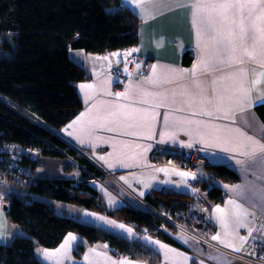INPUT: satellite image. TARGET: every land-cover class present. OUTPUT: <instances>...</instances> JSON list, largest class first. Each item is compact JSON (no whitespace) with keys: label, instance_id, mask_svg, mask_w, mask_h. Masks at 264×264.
I'll use <instances>...</instances> for the list:
<instances>
[{"label":"crops","instance_id":"0c3cea01","mask_svg":"<svg viewBox=\"0 0 264 264\" xmlns=\"http://www.w3.org/2000/svg\"><path fill=\"white\" fill-rule=\"evenodd\" d=\"M121 3L140 18L138 41L131 48L139 55L134 75L122 91H116L110 69L128 55L125 48L102 53L69 49L70 58L86 75L76 85L80 107L57 129L60 144L53 147L63 154L44 155L37 167L48 179L78 181L89 174L87 181L105 211L98 205L35 197L52 203L59 213L140 241L156 251L159 260L149 263L119 254L107 241L89 242L75 232H68L54 247L36 244V257L43 264H253L244 257L264 249V118L257 110L264 104V0ZM141 71L146 76L139 77ZM189 148H197L208 163L224 164L236 172V181L215 182L223 193L221 201L208 197L212 183L190 184L192 175H180L190 173L178 165L187 164L184 158L169 159ZM87 163L101 174L100 168H106L115 176L93 178L85 169ZM1 195L0 244L8 245L25 233L8 218L4 208L8 203ZM148 196L165 205L170 199L187 204L185 218L195 217L190 220L198 230L191 229L193 223L181 226L244 257L202 244L186 229L166 222L161 232L167 239L141 235L115 214L125 205L138 208L133 201L148 203ZM166 214L174 220L169 210ZM70 233L75 240L68 239Z\"/></svg>","mask_w":264,"mask_h":264},{"label":"trees","instance_id":"16d2710c","mask_svg":"<svg viewBox=\"0 0 264 264\" xmlns=\"http://www.w3.org/2000/svg\"><path fill=\"white\" fill-rule=\"evenodd\" d=\"M139 21L121 0H0V192L8 203V218L25 233L16 235L8 245L0 244V264H43L35 255V245L54 247L68 232L89 242L105 240L119 254L149 263L159 260L158 253L140 241H129L59 213L52 203L35 197L85 207L98 205L105 211L98 204L96 189L87 181L89 174L78 181L39 175L37 167L44 155L63 152L53 147L60 144L59 139L27 116L30 112L55 129L63 126L80 107L76 85L86 77L83 67L70 58L69 49L102 53L134 46ZM257 110L264 118V104ZM12 157L14 163L9 167ZM77 158L84 162L81 156ZM86 165L89 173L101 177L99 170ZM205 169L212 182L207 195L219 202L223 193L215 182L236 181L238 176L224 164L207 162ZM145 200L157 209L169 210L178 223H193L185 218L187 204L181 201L170 199L165 205L153 196ZM118 213L141 235L168 238L156 230L160 220L149 210L125 205ZM196 226L195 222L191 229L198 230ZM82 249L78 246L77 252Z\"/></svg>","mask_w":264,"mask_h":264},{"label":"built area","instance_id":"2783aa9c","mask_svg":"<svg viewBox=\"0 0 264 264\" xmlns=\"http://www.w3.org/2000/svg\"><path fill=\"white\" fill-rule=\"evenodd\" d=\"M125 49L129 50L128 55H126V57L124 59H122V61L114 66L111 67L110 71L115 79V89L116 91H122L126 84H127V80L132 77L134 75V67L136 62L139 60V55L137 54V52L132 49L131 47H124ZM125 68H127L129 70V73L127 74L125 71ZM139 77H144L146 76V72L145 71H141L140 74H138ZM30 115H27L33 122H35L36 124H38L39 126L49 130L50 132L55 133V135L57 137H59L58 135H60L57 129L53 128L52 126L46 124L44 121H42L38 116L31 114L30 112H28ZM60 138V137H59ZM71 144L76 150H78L79 152L86 154L87 152L85 150H83L81 147L77 146L75 143H69ZM180 157L184 158L187 162L186 165H184L183 163L179 162L178 165L180 167L185 168L187 171H189L192 175V179L190 180V184H194L195 182L200 183V182H206V183H212L210 181V178L208 179L207 175L208 173L206 172L205 169V165L207 164V160L205 159V157L199 152V150L197 148H189L187 150H184L182 152V154L180 155ZM13 157L11 159L8 160L7 164L9 167H11L12 163H14V161L12 160ZM171 161H175L177 159H175L174 157L170 158ZM101 171L103 172V174L105 176H110L111 178H113L115 175L110 172L109 170H107L106 168H100ZM21 171L23 170L22 168L20 169ZM205 170V174L201 173V171ZM103 174L101 175V177L103 176ZM93 178H100V176H94ZM2 198V195L0 193V199ZM143 202V205L147 208L149 207V209L151 208L152 212H154L155 214H157L158 216L163 217L162 223L158 224L155 226L156 230H162V224L163 223H172L175 227L179 228V229H183L184 227L181 226V224L177 223L176 221L172 220L167 214H163L161 212H159L156 209H153L148 203ZM186 229V228H184ZM187 230V229H186ZM185 230V231H186ZM190 234H194L192 231L187 230ZM195 235V234H194ZM195 237H198V239H202V236H198L195 235ZM202 237V238H200ZM205 238V237H204ZM206 239V245H210L213 248H216L217 250H221L223 252L229 253L231 255L234 256H240V257H244V255H240L237 254L236 252H233L232 250H228L227 248H224L218 244H213L211 245V242H209ZM245 259H247L248 261L252 262H256L257 264H264V251L262 250L260 253H258L256 256H247L244 257Z\"/></svg>","mask_w":264,"mask_h":264},{"label":"rangeland","instance_id":"374dc122","mask_svg":"<svg viewBox=\"0 0 264 264\" xmlns=\"http://www.w3.org/2000/svg\"><path fill=\"white\" fill-rule=\"evenodd\" d=\"M45 129V128H44ZM47 130V129H46ZM48 132L52 135V136H55V137H57L56 135H55V133H53V132H50L49 130H48ZM59 136V135H58ZM58 139H60L59 137H57ZM78 152V151H77ZM206 159V158H205ZM3 198V197H2ZM130 198V197H129ZM137 202V201H136ZM135 201H133V204L136 206V207H138V208H146L144 205H143V202L140 204L139 202H137L136 203ZM158 210H160L161 211V213H163V214H166V212L168 211V210H166V209H164V208H160L159 207V209ZM152 213V212H151ZM154 213V212H153ZM152 213V214H153ZM170 215H171V213H170ZM153 216H155V217H157L159 220H160V222L159 223H162V220H163V217H161V216H157V215H155V214H153ZM172 216V215H171ZM173 217V216H172ZM192 219L193 221L196 219L195 217L193 218V216H189V219ZM175 221V220H174ZM178 223V222H177ZM184 225H186V222L185 221H183L182 222ZM179 224H181V223H179ZM168 225H170V227L171 226H173V227H175L172 223H169ZM182 225V224H181ZM197 239H198V237H196ZM200 238H202V237H200ZM198 241H200V242H202V244H206V239L203 237L202 239H198ZM213 244H215L214 242H211V245H213ZM263 251H264V249H262ZM262 250H260L258 253H260ZM257 253V254H258ZM256 254V255H257ZM253 264H257L256 262H254L253 261Z\"/></svg>","mask_w":264,"mask_h":264},{"label":"snow or ice","instance_id":"6c2138e0","mask_svg":"<svg viewBox=\"0 0 264 264\" xmlns=\"http://www.w3.org/2000/svg\"><path fill=\"white\" fill-rule=\"evenodd\" d=\"M261 149L264 150V145L261 146ZM180 175H182V176H188V175H193V174H191V173H187V172H184V173H180ZM217 210L219 211L220 209L217 208ZM101 219H103V218H101ZM109 223H111V222H109ZM120 227L123 228L124 226H123V225H120ZM128 231H131V229H129ZM0 235H3V234L0 233ZM68 239H70V240H75L76 237L73 236V235L70 233ZM213 239H218V237L214 236ZM45 254H47V250H45Z\"/></svg>","mask_w":264,"mask_h":264},{"label":"bare ground","instance_id":"6f19581e","mask_svg":"<svg viewBox=\"0 0 264 264\" xmlns=\"http://www.w3.org/2000/svg\"><path fill=\"white\" fill-rule=\"evenodd\" d=\"M183 152V151H182ZM182 152H175V153H173L172 155H169V159L171 158V157H174L175 159H177V157H180V155L182 154ZM171 154V153H170Z\"/></svg>","mask_w":264,"mask_h":264},{"label":"water","instance_id":"95a60500","mask_svg":"<svg viewBox=\"0 0 264 264\" xmlns=\"http://www.w3.org/2000/svg\"><path fill=\"white\" fill-rule=\"evenodd\" d=\"M4 208H5V209L7 208V205H6V204L4 205Z\"/></svg>","mask_w":264,"mask_h":264}]
</instances>
